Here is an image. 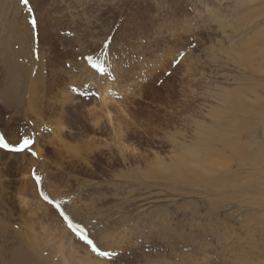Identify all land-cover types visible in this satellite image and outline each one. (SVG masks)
Returning a JSON list of instances; mask_svg holds the SVG:
<instances>
[{
    "label": "rangeland",
    "instance_id": "rangeland-1",
    "mask_svg": "<svg viewBox=\"0 0 264 264\" xmlns=\"http://www.w3.org/2000/svg\"><path fill=\"white\" fill-rule=\"evenodd\" d=\"M235 2L30 0L25 6L21 0H0V134L12 145L25 137L35 142L40 138L43 151L34 156L30 147L21 153L27 160L20 153L0 157V264H64L70 252L63 243L69 241L80 256L102 264H263L253 258L251 248H264V159L254 158L255 151L264 148V125L256 114H238L240 145L249 151L240 161L233 158V150L225 153L231 163L227 185L214 183L224 175L217 166L208 176L201 172L199 183L172 178L178 172L176 163L183 160L176 147L192 148L197 132L215 126L219 115L225 120L223 95L237 94L241 88V98L255 106L264 100L259 89L264 85L255 81L257 77L227 62L229 53L241 51L226 55L209 49L214 44L230 48L231 43L243 49L264 48V38L256 36L264 32V0H247L239 8ZM13 32L32 40L19 54V39L8 38ZM242 40L247 42L241 45ZM89 56L107 71L93 68ZM10 59L14 62L9 68ZM90 71L94 87L84 75ZM63 75L59 84L64 83L65 92L58 98V91L47 88L55 76ZM34 78L43 79L40 83L47 87L41 113L26 105L33 99L26 90ZM108 83L113 85L109 97L114 104L107 106L111 119L98 124L96 119L104 117L99 91ZM249 90H257L256 98L246 94ZM47 98L55 105L49 106ZM55 125L64 129L62 144L54 141ZM119 134L123 139H115ZM33 173L43 178L42 185ZM41 191L99 248L118 255L106 258L93 252Z\"/></svg>",
    "mask_w": 264,
    "mask_h": 264
},
{
    "label": "bare ground",
    "instance_id": "bare-ground-1",
    "mask_svg": "<svg viewBox=\"0 0 264 264\" xmlns=\"http://www.w3.org/2000/svg\"><path fill=\"white\" fill-rule=\"evenodd\" d=\"M254 1H260V0H254ZM34 2H35V0H34ZM210 2V1H209ZM247 0H236V7H238L239 8V5H241L242 7H244V6H246L247 5ZM206 3V2H205ZM244 3L246 4V5H244ZM198 5V4H197ZM37 6V5H36ZM249 6V5H248ZM241 8V7H240ZM199 9V8H198ZM201 9V8H200ZM202 10V9H201ZM200 10V11H201ZM203 12H204V10H203ZM201 13V12H200ZM250 13H253V12H250ZM29 14V13H28ZM258 15V14H257ZM260 16V15H259ZM258 16V17H259ZM219 17V20H220V18H224L223 17V14H222V16H218ZM204 18V17H203ZM28 19V18H27ZM247 19V18H246ZM207 20V19H206ZM235 21V20H234ZM254 22V21H253ZM243 23V22H242ZM235 32V31H234ZM12 35V36H11ZM238 35V34H237ZM13 36H15V38L17 37L19 40L17 41V43H18V45H19V50L17 51V53L19 54V52H21L24 48H25V46H27V44H29L30 42H32V40H29V39H27V38H25L27 35H25V37L24 36H16L15 34H14V32L13 33H11V34H9L8 35V38H13ZM256 36H258V37H260V38H264V32H262L261 30H259V31H257L256 32ZM5 37H7V36H5ZM29 38V37H28ZM259 39V38H258ZM221 41V40H220ZM224 41V40H223ZM227 41V40H226ZM232 41H233V38H232ZM225 42V41H224ZM238 42V41H237ZM247 42V40H242V43H240L241 45L243 44V43H246ZM251 42H253V41H250V43ZM17 43H16V45H17ZM256 43V42H255ZM264 43V42H263ZM220 44V43H219ZM225 44H226V42H225ZM232 47H230V48H227V47H229L228 45L227 46H223L222 44H220V45H217V44H214L211 48H209L210 50H212V51H222V52H225V54L227 55V53L229 52V51H233V52H236V51H241V55L240 54H238V53H229V57H228V55H227V57H226V59H227V62H232V63H235L236 65V67L237 68H244L245 69V72H247V71H249L248 72V74H252V76H256L257 77V79H255V81H258V84L259 85H264V74H263V76H261V74L263 73V71H264V48L263 47H260L259 48V50H255V49H253V47L254 46H252V48H251V45H250V47L249 48H247V49H243V47L241 48V46L240 45H238L237 43H235L234 45H233V43H231L230 44ZM246 46V45H245ZM225 47H226V49H225ZM1 48H4V47H1ZM30 48V47H29ZM217 49V50H216ZM227 49H229V50H227ZM249 49H252V50H249ZM1 50V49H0ZM28 51V53H30V51L31 50H27ZM11 52H13V54H15V51H12V50H10V53ZM21 54V53H20ZM27 54V52H24V55H22L21 56V58H23L25 55ZM38 54H40V53H38ZM43 54V53H42ZM42 54H41V57H42ZM3 55V54H2ZM58 55V54H57ZM56 55V56H57ZM219 55H220V52H219ZM50 56V55H49ZM66 56V55H65ZM70 56V55H69ZM221 56H223V55H221ZM47 57V56H46ZM45 57V58H46ZM61 57V56H60ZM1 58V57H0ZM54 58V57H53ZM69 58V57H68ZM217 58V57H216ZM218 59V58H217ZM63 61V60H62ZM226 61V60H225ZM9 63H8V67L10 68V65H12V63L14 62V60L12 61L11 59L8 61ZM20 64V63H19ZM26 65V64H25ZM226 65V64H225ZM42 66V65H41ZM53 67V66H52ZM55 67V66H54ZM56 67H57V65H56ZM1 68H2V65H1ZM0 68V69H1ZM5 68V67H4ZM58 68V67H57ZM63 69V68H62ZM5 70V69H4ZM3 70V71H4ZM11 70V69H10ZM24 70V69H23ZM55 70V69H54ZM240 70V69H239ZM57 71H58V69H57ZM74 71H75V69H74ZM236 71H238V70H236ZM0 72H1V70H0ZM51 72H52V69H51ZM55 72H56V70H55ZM65 72H66V69H65ZM68 72V71H67ZM242 72V71H241ZM3 73V72H2ZM18 73V72H17ZM54 73V72H53ZM69 73V72H68ZM1 74V73H0ZM8 74V73H7ZM57 74V73H56ZM58 74H60V73H58ZM57 74V75H58ZM62 74V73H61ZM67 74V73H66ZM65 74V75H66ZM70 74V73H69ZM74 74V73H73ZM71 75V79H72V76H74V75ZM12 75V74H11ZM84 75L87 77V81H91V86L93 85V81H94V76H93V71H90V72H85L84 73ZM2 76V75H1ZM51 76H53V75H51ZM107 76V77H106ZM106 76H104V77H99V80L100 81H102L105 77H106V80H109L110 79V74H109V72H108V75H106ZM262 78H261V77ZM42 77V76H41ZM56 78H55V80H54V78H53V80L54 81H52V82H50V84H49V88H47V87H45V82L43 81V83H40V82H42V80L41 81H39V80H37V79H35V81H32V83L33 84H29V86H28V88H27V90H26V92H30L31 93V96H32V100H30V102H29V104H26L27 105V107L29 108H27L28 110H32V112L33 111H37L38 112V110L40 109V112L39 113H41L42 112V110H44V108H42L41 106H42V102L41 101H43V100H45L44 98L47 96V94H46V90H45V88H47L48 89V91L47 92H49V90H50V93L51 92H53V93H55V92H57L58 91V93L60 94L59 96H57L58 98L61 96V95H63V93L65 92V87H64V83L63 84H59V82H64V75L63 76H60V77H58L57 78V76H55ZM67 77V76H66ZM65 77V78H66ZM75 77V76H74ZM10 78V77H9ZM17 78H18V76H17ZM69 78H70V75H69ZM242 79H247V80H250V78L249 77H247V74H242V77H241ZM241 78L239 79V80H241ZM11 79H13V78H11ZM67 79V78H66ZM71 79H69V80H71ZM4 80V79H3ZM30 80H33V78L32 79H30ZM73 80V79H72ZM75 80V79H74ZM4 81H7L8 82V79L7 80H4ZM10 81V80H9ZM21 81V80H20ZM79 81V80H78ZM17 82H18V80H17ZM84 82V81H83ZM236 82V81H235ZM242 83H243V81H241ZM58 83V84H57ZM73 83H76V82H73L72 81V84ZM79 84L80 83H82V82H78ZM128 83V82H127ZM13 84V83H12ZM41 84H43L44 85V89L42 90L41 89V87H43V85H41ZM67 84V83H66ZM71 84V83H70ZM2 85V84H1ZM20 85V84H19ZM22 85V84H21ZM69 87H70V85H69V81H68V84H67ZM3 86V85H2ZM24 86V85H23ZM22 86V87H23ZM67 86V87H68ZM238 86H239V84H238ZM247 86V85H246ZM14 89H15V91H16V87L13 85L12 86ZM66 87V88H67ZM77 87H78V85H77ZM93 87H94V85H93ZM248 87H250V86H248ZM255 87V86H254ZM5 88V87H4ZM71 88V87H70ZM239 88V87H238ZM250 88H252V87H250ZM244 89V88H243ZM260 90L262 89L263 91H264V87H261V88H259ZM1 90V89H0ZM2 90H4L3 88H2ZM18 90H20V88L18 89ZM45 90V91H44ZM69 90V89H68ZM236 90H238L237 91V94H227V95H223V97H221L223 100H221V101H223L224 102V109H221V110H224L225 111V113H224V115H226V117L224 118L225 120H223V118H222V115H217L218 116V118L216 119V124H215V126H212V128H204L205 130H201V131H199V132H197V134H198V136H196V138H194L193 139V142L191 143V146L190 147H194L195 146V148H189V147H186V146H177L176 144H174V146H177L176 147V150L175 151H177V149H178V153H180L179 154V156H178V158H183V160H180V159H178L177 158V156L175 155V159H176V161H177V159L178 160H180V161H178V163H176V170L178 171H176L177 173L174 175V176H172V178L173 179H185L186 178V180L187 179H194L195 181L196 180H199V179H201L202 177H203V175H202V173L201 172H204V174L206 175V176H208L207 174L210 172V170H211V167H214V166H217L218 168H220V169H222L223 171H224V175L222 176V177H217L216 179H215V181L216 182H214V183H217V184H219V185H221V186H225V184L227 185L229 182H230V179L228 178V176L231 174V172H230V168H229V166L231 165V163H230V158H228V156H226L225 155V153L229 150V151H232L233 150V158H235V159H238L237 161H240V159H241V157L243 156V153H245L246 155H248V151H245V149L243 150V148H241V143H240V138H241V132H243V130H242V128H241V122H240V117H238V114H240V115H243L244 116V114H253V116H254V114H256V116L258 117V119L260 120V123L262 124V125H264V117H261V114H264V106H262L263 104H264V100L262 99V102L261 103H257L256 104V106L253 104V103H251L252 101H247V100H244L243 99V97H245V96H243L242 98H241V88H239V89H236ZM235 90V91H236ZM245 91H247V90H245ZM257 91V90H256ZM256 91H254V90H252V91H248L247 93L246 92H244V93H246L248 96H251L252 98H256L255 97V93H256ZM8 92H10V91H8ZM7 92V93H8ZM13 92H14V90H13ZM44 92V93H43ZM7 93H5V94H7ZM18 93L22 96V92H19L18 91ZM24 93V92H23ZM113 93V85H111V83H108L105 87H104V89H103V91H99V94L102 96L101 97V99H100V104H102V113H103V118L101 117V118H97L96 120L98 121V124H100L101 122H102V120H106L107 119V122L109 121V123H110V116H111V112H110V110H108L107 109V106L109 105V103H110V105L113 103L110 99H112V98H110L109 96H111V94ZM5 94H3V95H5ZM9 94V93H8ZM12 94H14V93H12ZM18 94V95H19ZM29 94V93H28ZM49 94V93H48ZM67 94V93H66ZM264 94V93H263ZM30 95V94H29ZM58 95V94H57ZM65 95V94H64ZM67 95H69V94H67ZM253 95V96H252ZM76 96V95H75ZM215 96H217V95H215ZM256 96H257V94H256ZM15 97V96H14ZM17 97V96H16ZM51 97V96H50ZM64 97H66V99H68V96H64ZM69 97H70V95H69ZM71 97H72V95H71ZM99 96H98V94H97V98H98ZM220 97V96H219ZM21 98V97H20ZM23 98V97H22ZM61 98V97H60ZM216 98H218V97H216ZM1 99V98H0ZM16 99V98H15ZM48 99V98H47ZM54 99V98H53ZM70 99V98H69ZM72 99V98H71ZM70 99V100H71ZM79 99V98H78ZM219 99V98H218ZM246 99V98H245ZM249 99V98H248ZM7 103H9V97H6L5 99H4ZM10 100H12V99H10ZM220 100V99H219ZM52 101V100H51ZM51 101L48 99V102H49V106H50V104H51ZM93 101V100H92ZM218 102V101H217ZM57 103L58 104H60L59 103V101H57ZM92 103V102H91ZM52 104H54L55 105V103H53L52 102ZM51 104V105H52ZM65 104V103H64ZM70 104V103H69ZM114 104V103H113ZM220 104V103H219ZM222 104V103H221ZM10 105V104H9ZM46 105H48V104H46ZM92 105H94V104H92ZM109 105V106H110ZM12 106V105H11ZM13 106H14V104H13ZM57 106V105H56ZM95 106V105H94ZM98 106V105H97ZM223 106V105H222ZM25 107V106H24ZM96 107V106H95ZM113 107V106H112ZM220 107V106H219ZM47 108V107H46ZM61 108H65V106H63V107H61ZM47 109H49V108H47ZM111 109V108H110ZM92 110V109H91ZM96 110H97V108H96ZM220 110V111H221ZM45 111V110H44ZM90 111V110H89ZM95 111V110H94ZM101 111V110H100ZM99 112V111H98ZM215 112V111H214ZM217 112H219L218 110H217ZM35 113V112H34ZM222 113V112H221ZM52 114H54V113H52ZM223 114V113H222ZM251 114V115H252ZM99 115V114H98ZM38 116V115H37ZM45 116V115H44ZM250 116V115H249ZM248 117V116H247ZM252 117V116H251ZM245 118V117H244ZM254 119L256 118V117H253ZM246 120V119H245ZM255 121V120H254ZM258 121V120H257ZM256 121V122H257ZM56 122L57 123H59V124H61V121L59 120V119H56ZM259 122V121H258ZM43 123V122H42ZM103 123V122H102ZM104 123H106V122H104ZM112 123V122H111ZM252 123V122H251ZM107 124V123H106ZM113 125V124H112ZM111 125V126H112ZM41 127V126H40ZM198 129V128H197ZM210 129V130H209ZM251 129V128H250ZM40 130V129H39ZM55 131L54 132H56V134H54L53 135V138H55L54 139V141L55 140H59L60 141V143L62 144V143H64L63 141H64V139L62 140V135H61V133L64 131V129H63V127H58L57 125H55V129H54ZM209 130V131H208ZM114 131V130H113ZM217 132H219V133H217ZM114 133V132H113ZM36 134V133H35ZM122 134V133H121ZM116 136V133H115V135H114V137ZM202 137V138H201ZM26 138V137H25ZM27 139H30V138H27ZM113 139V138H112ZM115 139H123V135H118L117 136V138H115ZM12 140V139H11ZM30 140H32V139H30ZM37 140H39V141H36L35 143H34V145H33V147H34V149H35V152L38 154V155H42V147H41V144H39V142L41 141L40 140V138H37ZM114 140V139H113ZM9 141V140H8ZM112 141V140H111ZM227 141V143H225ZM234 141V142H233ZM68 142V141H67ZM205 144V143H207V145L206 146H204V147H202V145H198V144ZM256 143V142H255ZM50 144H52L53 145V143L50 141ZM113 144V143H112ZM213 144H215V147L213 148L212 146H213ZM11 145H12V142H11ZM65 145V144H64ZM179 145V144H178ZM12 146H18L17 144H14V145H12ZM105 146H107V145H105ZM217 146H220L219 148H217ZM33 147H31V149L33 148ZM76 147V146H75ZM256 147V146H255ZM31 149H29V150H31ZM64 149V148H63ZM76 150H77V148H75ZM91 149V148H90ZM108 149V148H107ZM259 149V148H258ZM256 150V149H255ZM244 151V152H243ZM57 154H60V155H62V150H60V149H58L57 150ZM251 153H252V151H250ZM23 153V152H22ZM25 153H26V151H25ZM232 153V152H231ZM254 153V152H253ZM252 153V154H253ZM17 154H19V153H17ZM17 154L16 153H10V154H8L6 151H4V150H1L0 149V157L1 158H4V157H13V158H16V157H18L17 156ZM21 154V153H20ZM251 154V155H252ZM255 156H254V158H256L257 159V156L260 158V159H264V148H262V149H260L259 151H255ZM27 155V154H26ZM26 155L25 154H21V158H26V159H24V160H27V157H26ZM69 155V154H68ZM249 156V157H251L252 158V156ZM224 157V158H223ZM60 158L62 159L63 158V156H60ZM190 158V159H189ZM244 158V157H243ZM246 158V157H245ZM258 158V159H259ZM174 159V160H175ZM259 159V160H260ZM23 160V159H22ZM21 160V164L22 165H25V163L23 162ZM251 160V159H250ZM159 161V160H158ZM235 161V160H234ZM254 161V160H253ZM262 161V160H261ZM28 162H30V160H28ZM174 162V161H173ZM256 163V162H255ZM258 163V162H257ZM11 164V163H10ZM207 165H209L208 167H206ZM45 166V165H44ZM43 166V167H44ZM162 167V166H161ZM167 167H169V165L167 166ZM172 168V167H171ZM216 168V167H215ZM229 168V169H228ZM25 169H26V167H25ZM165 169V168H164ZM157 171H158V169H156ZM163 170V169H162ZM215 170H217V169H215ZM159 172V171H158ZM215 172L216 171H214L213 170V173L215 174ZM29 173H30V171H29ZM162 173V172H161ZM200 173V174H199ZM148 174V173H147ZM149 175H151V174H149ZM152 176V175H151ZM205 176V177H206ZM148 177V176H147ZM154 177V176H153ZM152 177V178H153ZM29 180H30V182H32L31 181V179H30V177H27ZM157 178V177H156ZM155 178V179H156ZM171 178V179H172ZM237 178V177H236ZM203 179V178H202ZM195 181H193V183L195 182ZM1 182V181H0ZM197 182V181H196ZM202 182V181H201ZM197 183H199V182H197ZM5 184V183H4ZM3 186V185H2ZM31 187V186H30ZM4 188V187H3ZM24 194V193H23ZM21 195V194H20ZM20 195H18L17 197H19ZM27 196V195H26ZM21 198V197H20ZM29 198V197H28ZM25 199H27L26 197H25ZM19 201H22V200H19ZM32 201V200H31ZM31 201H28L29 203L31 202ZM38 201V200H37ZM23 202V201H22ZM23 204V203H22ZM34 204V203H33ZM39 205H41L42 207H44V208H46L48 211H50V209L49 208H47L46 207V205H44L42 202H40L39 201ZM40 206V207H41ZM23 208V207H22ZM40 215V214H39ZM51 215V214H50ZM28 218V217H27ZM39 218H40V216H39ZM42 218V217H41ZM40 218V219H41ZM49 218V217H48ZM214 218H215V216H214ZM42 220V219H41ZM217 221V220H216ZM215 221V222H216ZM40 222H42V221H39V223ZM45 222V221H44ZM221 222V221H220ZM217 223V222H216ZM219 224V223H218ZM30 226V225H29ZM38 226V225H37ZM44 226V225H43ZM41 230H43V229H41ZM44 230H45V228H44ZM47 231V230H46ZM45 231V232H46ZM29 233H31V232H29ZM193 233V232H192ZM51 234V233H50ZM55 234H57V232L55 233ZM17 235V234H16ZM21 236V235H20ZM51 236V235H50ZM54 235H52V237H53ZM57 236V235H56ZM19 237V236H18ZM34 237V236H33ZM204 237V236H203ZM23 238V237H22ZM21 238V239H22ZM25 238V237H24ZM30 238V237H29ZM31 241V240H30ZM29 241V242H30ZM34 241V240H33ZM65 241V240H64ZM69 241V240H68ZM31 243H32V241H31ZM63 243V242H62ZM66 243V242H65ZM68 244H64L63 243V247L65 248V247H67V246H69L68 247V250H69V252H70V255L68 254V252L66 253V254H68L69 256V259L68 260H66L67 258H65V260L67 261V263L66 262H64V264L66 263V264H102V263H100V262H97V261H95V262H92V261H90L89 259H87L84 255L82 256V254H81V256L79 255V252H78V250L77 249H79L78 247H74L73 245H72V243L69 241V242H67ZM59 244V243H58ZM198 244V243H197ZM31 245H33V244H31ZM67 245V246H66ZM60 247V246H59ZM19 248V247H18ZM203 248V247H202ZM251 248H253V249H255L253 252H256V254H255V256L253 257L254 259H258V261L260 260L261 262H263V264H264V248H261V251L258 249V248H255V247H252L251 246ZM29 250V249H28ZM32 250V249H31ZM59 250V249H58ZM66 250V249H65ZM60 251V250H59ZM64 251V250H63ZM67 251V250H66ZM30 252H33V251H30ZM22 253V252H21ZM19 254V253H18ZM17 254V255H18ZM252 255H253V253H251ZM20 258H22V257H20ZM38 259H41V258H38ZM198 259V258H197ZM236 259V258H235ZM42 260V259H41ZM218 260V259H217ZM221 261V260H220ZM224 261V260H223ZM241 261H243V260H241ZM236 262V261H235ZM215 263V262H214ZM226 263V262H225ZM242 263V262H241ZM200 264V263H199ZM219 264V263H218ZM228 264V263H227ZM244 264V263H243Z\"/></svg>",
    "mask_w": 264,
    "mask_h": 264
},
{
    "label": "snow or ice",
    "instance_id": "snow-or-ice-1",
    "mask_svg": "<svg viewBox=\"0 0 264 264\" xmlns=\"http://www.w3.org/2000/svg\"><path fill=\"white\" fill-rule=\"evenodd\" d=\"M21 2L27 6L30 3V0H21ZM28 11L31 12L32 9L31 7L28 8ZM31 25L35 26L36 24V20L35 18H32L30 21ZM88 61L91 64V66L93 68H95L97 71L101 72V73H105L107 71V69L105 68L104 64L99 60V59H95L91 56L88 57ZM35 141L30 140V139H23L22 141H17V145L18 146H12L10 144L9 141L6 140L5 136L3 134H0V148L3 149H9V151L11 152H15V153H20L23 152L27 149L30 148L31 145H34ZM32 155H37V153L33 152ZM0 167H3V162L0 161ZM36 181L38 183H40L42 185L43 183V178L40 177L39 175H36L35 173H33ZM41 195L43 196L44 200L47 201L49 204L54 205V207L56 209L59 210V214L66 220L68 221V225L69 227L75 231L77 233V235L79 236V238L81 240H83L86 244H88L89 246H91L93 252L97 253L99 256L101 257H115L118 255V253L116 251H107V250H102L101 248H99L96 244V242L88 235V233L86 232V230H84L83 228H81L79 225L73 223L72 219L68 216V214L63 210V208L56 203L51 197H49L47 194H45L43 191H41Z\"/></svg>",
    "mask_w": 264,
    "mask_h": 264
}]
</instances>
